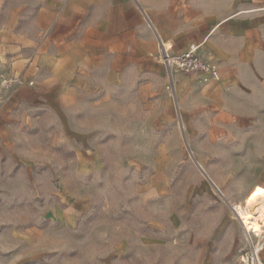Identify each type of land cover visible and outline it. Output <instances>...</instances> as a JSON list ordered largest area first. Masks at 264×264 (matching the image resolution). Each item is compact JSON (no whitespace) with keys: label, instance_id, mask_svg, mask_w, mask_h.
<instances>
[{"label":"rangeland","instance_id":"obj_1","mask_svg":"<svg viewBox=\"0 0 264 264\" xmlns=\"http://www.w3.org/2000/svg\"><path fill=\"white\" fill-rule=\"evenodd\" d=\"M183 1L199 36L250 9L238 21L258 52L264 0ZM35 10L0 0V26L27 28ZM213 64L182 84L158 48L126 52L120 73L97 65L71 104L0 134V264H264L230 205L264 183V74L257 58L238 81Z\"/></svg>","mask_w":264,"mask_h":264},{"label":"crops","instance_id":"obj_2","mask_svg":"<svg viewBox=\"0 0 264 264\" xmlns=\"http://www.w3.org/2000/svg\"><path fill=\"white\" fill-rule=\"evenodd\" d=\"M35 8L29 27L17 28L13 22L0 26V57L2 53L5 57L0 71L31 80L0 105V134L24 120L28 112L71 104L76 89L97 65L108 73H120L124 53L153 54L160 38L172 44L174 54L195 47L202 58L219 66L223 80H244L255 74L256 58L264 74V33L258 34L259 48L254 53L249 23L245 31V23L238 21L239 13L250 9L215 20L199 36L187 21L183 0H35ZM198 76L185 73L179 81L183 84ZM257 184L264 186L250 180L235 201L244 200Z\"/></svg>","mask_w":264,"mask_h":264},{"label":"built area","instance_id":"obj_3","mask_svg":"<svg viewBox=\"0 0 264 264\" xmlns=\"http://www.w3.org/2000/svg\"><path fill=\"white\" fill-rule=\"evenodd\" d=\"M159 51L162 62L172 74L174 73V70L182 71L186 74H200L204 76L203 78L205 80H207L210 76H215L217 74L216 66L202 58L198 54L195 47H191L180 54H174L172 52V44L167 45L166 42L160 38ZM26 81L27 79L23 74L3 75L0 80V104L8 101L13 93ZM230 205L232 206L234 212H236L235 214L237 217V209L233 207L232 203H230ZM239 222L241 224L240 220ZM247 238L254 241L255 237L251 236L249 233ZM256 242V244H253V247L258 256L259 251L264 248V244H259L258 240H256ZM254 251H247L242 257V262L248 263L250 258L254 259Z\"/></svg>","mask_w":264,"mask_h":264},{"label":"bare ground","instance_id":"obj_4","mask_svg":"<svg viewBox=\"0 0 264 264\" xmlns=\"http://www.w3.org/2000/svg\"><path fill=\"white\" fill-rule=\"evenodd\" d=\"M232 204L237 209V217L245 235L249 236L250 233L259 244H264V187H256L244 201ZM260 262L262 263L261 258Z\"/></svg>","mask_w":264,"mask_h":264},{"label":"water","instance_id":"obj_5","mask_svg":"<svg viewBox=\"0 0 264 264\" xmlns=\"http://www.w3.org/2000/svg\"><path fill=\"white\" fill-rule=\"evenodd\" d=\"M220 190V189H219Z\"/></svg>","mask_w":264,"mask_h":264}]
</instances>
